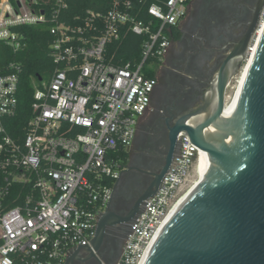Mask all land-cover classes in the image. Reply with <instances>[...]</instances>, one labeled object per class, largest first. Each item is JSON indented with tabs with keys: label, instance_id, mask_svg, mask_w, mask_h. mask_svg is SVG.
<instances>
[{
	"label": "built area",
	"instance_id": "obj_1",
	"mask_svg": "<svg viewBox=\"0 0 264 264\" xmlns=\"http://www.w3.org/2000/svg\"><path fill=\"white\" fill-rule=\"evenodd\" d=\"M70 1L0 0V51L24 50L21 27L42 26L54 65L47 79L31 81L21 137L8 132L18 113L20 62L7 61L0 72V264H65L74 249L90 245L126 166L120 152L150 110L154 66L193 0H109L104 12L73 16ZM262 20L264 6L247 57ZM130 32L143 38L139 57L117 60ZM199 152L178 134L172 163L129 225L114 264H141L195 178Z\"/></svg>",
	"mask_w": 264,
	"mask_h": 264
},
{
	"label": "water",
	"instance_id": "obj_2",
	"mask_svg": "<svg viewBox=\"0 0 264 264\" xmlns=\"http://www.w3.org/2000/svg\"><path fill=\"white\" fill-rule=\"evenodd\" d=\"M263 6L264 0H258L245 33L228 51L203 105L169 128L164 164L151 186L124 216L111 210L110 200L98 217L90 245L74 249L65 264H74L82 251L94 256L108 227H129L144 201L157 192L181 132L206 154V173L170 212L141 264H264V27L238 104L230 116L222 118L226 89L246 61Z\"/></svg>",
	"mask_w": 264,
	"mask_h": 264
},
{
	"label": "flooded vegetation",
	"instance_id": "obj_3",
	"mask_svg": "<svg viewBox=\"0 0 264 264\" xmlns=\"http://www.w3.org/2000/svg\"><path fill=\"white\" fill-rule=\"evenodd\" d=\"M258 0H193L169 34V45L154 66L150 110L141 118L127 164L111 198L124 216L159 174L169 146V128L204 103L228 51L245 33ZM128 226L108 227L98 252L85 251L74 264H109L119 258Z\"/></svg>",
	"mask_w": 264,
	"mask_h": 264
},
{
	"label": "trees",
	"instance_id": "obj_4",
	"mask_svg": "<svg viewBox=\"0 0 264 264\" xmlns=\"http://www.w3.org/2000/svg\"><path fill=\"white\" fill-rule=\"evenodd\" d=\"M109 0H71L69 2L68 14L70 16L81 14L86 9L106 11ZM26 39V47L17 54H11L7 49L0 51V72L7 61L20 62L22 72L20 74V85L18 92V113L12 119L8 132L13 137H21L23 126L29 116V107L32 101V79H47L54 69V65L48 56V44L51 40L47 30L42 26L21 27ZM143 38L133 33H128L116 52V59L123 61L134 60L139 57L140 45ZM113 48V47H112ZM153 76V74H152ZM122 163L127 164V153L120 152Z\"/></svg>",
	"mask_w": 264,
	"mask_h": 264
},
{
	"label": "bare ground",
	"instance_id": "obj_5",
	"mask_svg": "<svg viewBox=\"0 0 264 264\" xmlns=\"http://www.w3.org/2000/svg\"><path fill=\"white\" fill-rule=\"evenodd\" d=\"M263 27H264V20H262V22H261V24H260V26L256 32L255 45L253 46L252 50L249 51V55H248L246 61L244 62V64L241 66L240 71L237 74V76L232 79L235 82L233 87H231V81H230V83L226 89V90H228V88L231 87L232 93L230 96H227V94L225 95L224 113H223V117H222L223 119L230 116L238 104L239 98L241 96V91H242L243 85L245 83V80H246V77L248 74V70L250 68V64H251L253 57H254V54H255L257 42H259V38L262 34ZM199 154H200V158H199L198 166H197L196 171H195V179L191 182L190 186L184 192L183 196L179 199V201L176 203V205L181 201V199L183 197H185L189 192L192 191V189L197 185V183L201 180V178L206 173L207 156L202 150H200ZM175 206L173 207V209L175 208Z\"/></svg>",
	"mask_w": 264,
	"mask_h": 264
},
{
	"label": "rangeland",
	"instance_id": "obj_6",
	"mask_svg": "<svg viewBox=\"0 0 264 264\" xmlns=\"http://www.w3.org/2000/svg\"><path fill=\"white\" fill-rule=\"evenodd\" d=\"M233 80H231V87H233V85H234V81L232 82ZM231 87H229L228 88V90H227V96H230L231 95V93H232V88ZM195 178H193L192 180H194Z\"/></svg>",
	"mask_w": 264,
	"mask_h": 264
}]
</instances>
